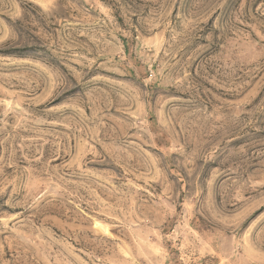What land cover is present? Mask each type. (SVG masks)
<instances>
[{
    "label": "rangeland",
    "instance_id": "obj_1",
    "mask_svg": "<svg viewBox=\"0 0 264 264\" xmlns=\"http://www.w3.org/2000/svg\"><path fill=\"white\" fill-rule=\"evenodd\" d=\"M0 264H264V0H0Z\"/></svg>",
    "mask_w": 264,
    "mask_h": 264
}]
</instances>
